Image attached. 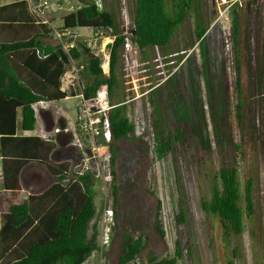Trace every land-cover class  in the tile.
<instances>
[{
	"label": "trees",
	"instance_id": "1",
	"mask_svg": "<svg viewBox=\"0 0 264 264\" xmlns=\"http://www.w3.org/2000/svg\"><path fill=\"white\" fill-rule=\"evenodd\" d=\"M9 1L5 2L7 5L0 6V28L5 30V35L0 33V153L3 161V189L6 192L21 190L22 172L31 164L42 166L54 182L44 192L30 195L25 202L12 206L7 212L0 211V264H86L96 254L99 246V227L95 226L98 217L97 202L90 195L88 186L81 188L77 184L66 182L70 168L68 161L54 163L52 159L54 150L61 144L65 145V141H69V135L62 132L57 138L45 140L41 137L20 136L18 130H34L37 122L34 105L37 103L55 104L73 95L63 89V80L70 70L71 59L87 63L94 87L110 83V87L120 98L119 101H114L116 107L109 114L113 135L111 169L114 178V200L111 207L114 210L118 208L119 191L122 189L118 182L119 171L120 164H123L120 151L126 148L134 153L139 149L136 141L131 138L136 126L128 114V106L120 105L125 97L124 50L119 44L114 47L110 78L101 71L96 75L101 61L91 49L74 48L69 52L65 51L54 39L53 29L33 13L27 0ZM76 1L80 6L75 13L80 17L73 18L76 14L71 13L70 20L86 21L79 26L107 30V16L116 20L118 3L115 1L105 4L103 11L99 10L95 0ZM138 3L141 7H146L152 23L166 19L161 15L164 13L160 9L164 4L162 0H138ZM185 3L191 10L199 12L201 9L198 0H185ZM140 13V20H147L143 15L144 9L140 8ZM156 16L158 17L154 18ZM70 20L67 19L66 27L77 28L78 25ZM115 20L114 29L119 32ZM148 24L149 22L144 21L142 25L145 27ZM168 26L169 24L165 27ZM159 29L160 26L155 27L156 36L163 43L171 30L158 31ZM197 35L198 38L203 35L201 26H198ZM154 122V153L157 159L162 160L173 152L174 138L183 146L188 143L187 132L182 131V128H178L173 136L161 119H155ZM129 163H132V159ZM215 179L213 197L210 201H203L202 208L220 218L225 226L233 224L235 227V212L242 200L238 173L232 166H219ZM82 180L86 183L88 178ZM251 185L252 182L246 183L245 198L253 212ZM150 194L157 201L155 229L164 242L166 232L161 219L162 201L155 193ZM178 221L184 223V209H181ZM143 233L145 234L141 232L128 236L123 250L119 252L118 264L134 263L148 248L151 235L147 233L145 240ZM177 245L175 258L157 261L158 257L154 256L150 264H178L183 259V249L180 241ZM109 254L111 253H106L107 257Z\"/></svg>",
	"mask_w": 264,
	"mask_h": 264
},
{
	"label": "rangeland",
	"instance_id": "2",
	"mask_svg": "<svg viewBox=\"0 0 264 264\" xmlns=\"http://www.w3.org/2000/svg\"><path fill=\"white\" fill-rule=\"evenodd\" d=\"M112 1L118 3L117 12L119 15L120 8H128V13L130 15L129 23L138 22L137 8L140 7L145 9V7H141L138 0H101V3L105 8V4H111ZM171 1H173L171 11H176L177 7H180V9L182 8L180 0H177V4L174 0H166L165 4H169ZM50 3L51 10L47 15L53 25L58 28L66 27L67 19L64 18V16L71 13L76 14L75 12H77L78 6H80L76 0H50ZM198 3L201 7L199 12L204 13V15L210 14L211 9L214 8L212 0H198ZM211 5L213 7H211ZM192 11H194V9H192ZM185 13L187 14L186 18L188 20L189 12L184 11V14ZM144 15L147 18V22L151 21L147 10ZM240 16L241 15H239V17ZM79 17L80 15H73V18ZM227 20L223 21V24H226L225 27H217V33L220 36L222 34L220 31L221 28L226 30V28H231V25L234 23L232 14L229 15ZM70 22H74L78 25L75 30H72L74 34L84 36L87 34L88 29L85 28L86 26H79L81 23H86V21L83 19H76L75 21L70 20ZM239 22L238 20L236 23L238 24ZM108 23L110 24L109 20ZM149 25L150 24H148V29L152 31V24L150 28ZM170 30H174L171 43H162L156 39V43L158 44L156 45L154 42L149 43L147 36L143 37V41L140 44V51H154L153 57L155 59L153 62H150V58L139 61L141 59V54L138 52L139 50H136V46H131L130 43L128 45L124 43V78L128 79V83L132 86V88H129L134 90V93L129 98L144 94L151 88V85L149 86L150 88H147L146 84L140 81L141 76L146 73L143 72L142 74L140 69L149 66L152 67L153 75L158 78V81L152 83L153 86L168 82L170 74L179 70L182 66L184 59V55H181L182 52L186 48H188V52L193 50L196 41L193 42L194 40L192 38L194 33L192 24L190 25L188 21L184 20L180 26L171 27ZM151 33L153 35L155 31ZM136 36L137 34L133 35V37ZM83 38V36L80 37V41H83ZM114 40L115 39L103 38V36L101 39L99 38V40H97V50L95 52L100 58L101 63L100 70L96 69V74L100 71H104V73L108 75V62L111 63L110 54L112 52L110 48L111 44L109 45V43ZM184 40H187L185 48L183 43ZM146 48L148 49L146 50ZM180 51L181 53L177 55ZM135 55L140 56L136 59ZM192 66L194 79L191 77V80H193L191 82L195 83L196 87L199 89V72H197L196 61L190 63L188 67L191 69ZM137 67L140 69L137 70ZM188 73V68H184L173 81H169L167 85L165 84L166 87L162 85L159 88V92L153 94L155 99H162L163 103L158 101L152 106L149 100L151 99V94L147 97L144 94L142 99L129 105L128 114L136 126L131 138L136 141L137 148L139 147V149L135 148L137 150H135L134 153L126 148L120 151V154L123 155V164H120L118 182L119 185L122 186V189L119 191L118 208L114 210L115 224L111 242L108 249L104 250V254L101 255V253L96 252L90 259V263L88 262L86 264L94 263L95 257V264H118L119 251L123 250L128 236L133 233L138 235L141 232H145V234L143 233L145 235V240L148 237V235H146L147 233L151 235V239L148 248L131 264H149L147 260L152 259L154 256L158 257V260H162L164 257L173 259L175 258L174 256H176L178 241H180L183 249V259L179 260L178 264L232 263V250L234 247L233 227L228 229L229 233H227V238L224 240L225 244L222 245L220 240V219L213 214L205 212L202 208V202L210 201L213 197V188L216 183L215 174L220 164L223 166L226 165V163H237L242 183H245V175H251L255 180L260 181L261 184L262 181H264V177L262 176L264 157L259 154V150L256 147V145L260 143V140H255L253 139L254 137L248 135L245 139V146H242V148L240 146L239 149H237L236 146V143L239 141L238 136L235 138L233 136L227 138L221 145L218 143L217 137L218 131L220 130V123L217 122V106L214 97H212V100L208 99L206 107L208 95L207 93H202L203 99L206 100H203V103H205L203 107L201 106L199 108V116L187 112L188 118L186 119L184 114L181 113L182 118L180 117L181 119L179 122L181 124L179 125L188 130V143L183 146L181 142H177L173 137L175 148L173 152L162 160L156 158V154L154 153L156 147V127L154 121L159 118L172 135L176 132L177 123L172 121L166 103H168L167 101L169 100V91H174V81H181L180 84L184 85L186 81H188ZM214 84L215 82L212 81L211 92H214ZM103 86H105V84H101L100 87ZM180 94L182 98L181 106L185 108L191 102L192 97L190 98L189 93L183 91L180 92ZM197 98L199 101H202L199 93L197 94ZM76 107L77 99L73 97L63 102L48 105L49 110H53L55 117H57L55 126H58L60 124L59 119L66 115L69 118V124L74 127L78 117ZM39 118L43 122L42 117L39 116ZM65 128L66 127H63V129ZM225 131L227 132V130ZM130 159H132V163H129ZM1 171L2 162L0 160V175ZM23 181L25 183V180ZM260 191L264 202V184L260 187ZM152 192L163 202L161 219L163 228L166 232L164 242L155 229L157 201L150 194ZM109 200L111 202L114 200L112 186L109 187ZM1 207L2 201L0 200V211H2ZM181 209H185L186 212L184 223H179L178 221V215ZM98 216L99 219L97 217V225L96 222L95 225L96 227L100 226V231L102 229V215L98 214ZM100 235L101 233H99V238ZM244 236V242L246 243L247 234H244ZM189 247L191 248L190 254L188 250ZM107 251L111 253L108 257L106 255V253L108 254ZM244 255L247 264H249L250 256L248 251H246Z\"/></svg>",
	"mask_w": 264,
	"mask_h": 264
},
{
	"label": "flooded vegetation",
	"instance_id": "3",
	"mask_svg": "<svg viewBox=\"0 0 264 264\" xmlns=\"http://www.w3.org/2000/svg\"><path fill=\"white\" fill-rule=\"evenodd\" d=\"M162 3L164 4L160 9L164 11V13L161 15L166 17V19L156 23L148 21L152 24V31H155L156 26H160L158 31H164L179 24V22L175 21L177 14L175 15L174 10L171 11L173 3H169L170 5L165 4L166 0H162ZM184 6L185 8L183 11H192L190 7L186 6L185 0ZM146 10L147 9H144L143 15ZM136 12L138 14V22L129 23L130 15L128 14V18L125 19L123 17L125 15L124 9L120 8V15L117 12L116 20L114 19L118 24L119 32H116L114 29L113 18L107 16L110 21L109 24L108 20H106L107 38L115 39L109 43V45L111 44L110 48L113 51L114 47L119 44L125 51L123 41L127 39L131 46L135 45L136 50H139L138 52L141 54V59L139 61H142L145 58H150V62H153L155 59L153 57L154 51L141 52L140 44L142 43L144 36H147L149 43L154 42L156 45H158L156 42L157 40L159 41V39L156 36V32L152 35V31L148 29V25L145 26L146 28L142 25L144 24V21L147 23V20H140L142 15L140 13V7L137 8ZM192 12L195 13L198 18L197 30L198 26H201L203 35L201 38H198V35L193 38V42H196L192 51L188 52V48H186L182 52L181 55H184L182 66L179 70L172 72L169 77L170 79L168 80V82L173 81L184 68H188V81H186L184 85L180 84L181 81H174V91H169V100L167 101L168 103H166L172 121L177 123L176 130L182 128V126L179 125L181 124L179 122L182 118L181 113L184 114L186 119L188 118L187 116L189 112L192 114L194 113V115L197 116L200 115L199 108L201 106L203 107V104H205L203 103V100H206L203 99L202 93H207L208 98L206 107L208 99L212 100V97H214L218 110L217 122L220 123V130L218 131L217 137L218 143L221 145L227 138H230L231 136L235 138L238 136L239 141L236 143V146L237 149H239L240 146L241 148L242 146H245V139L248 135L254 137L253 139L255 140H260V143L256 145V147L259 150V154L264 157V16H258V14L253 12L251 7L246 6L242 15L234 20L231 28H226V30L222 28L220 29L222 33L221 36L217 33V28L213 29L205 36L204 32L207 31V27L203 26V23H201V18L204 13L196 10ZM157 17L158 16L154 18ZM238 20L240 22L237 24L236 22ZM167 24H169L168 28L165 27ZM225 25L226 24L220 26L225 27ZM134 34H137V36L133 37ZM173 34L174 30L166 34V38L168 39L163 41V43H171ZM162 37L164 38V36H161V38ZM183 43L185 48L186 42L183 41ZM147 49L148 48H146V50ZM180 53L181 51L177 53V55ZM110 55H112V52ZM139 56L140 55H135V58L137 59ZM193 61H196L197 72H199V89L196 87L195 83L191 82L193 81L191 80V77L194 79L193 66L191 69L188 66L190 63H193ZM137 68V70L140 69L139 67ZM140 71L142 74L143 72H146L145 75L141 76L140 81L145 83L147 88L151 85V88L149 87L150 89L144 93L146 97L151 94V99H149L150 104L153 106L158 101L163 103L162 99H155L153 94L159 92V88L162 85H167L168 82L153 86L152 83L158 81V78L153 75L152 67L149 66L142 68ZM110 75L111 70L109 68L108 77H110ZM212 81L215 82L214 92H211ZM124 87L125 97L120 105H127L129 107L131 103H135L143 98L144 94H138L139 96L129 98L134 93V90L129 88H132V86L128 83V79L125 78ZM108 88L110 99L114 104V101H119L120 98L117 97V93L112 87H110V83L108 84ZM182 91L189 93L190 98L192 97L191 102L185 108H182L181 106L182 98L180 92ZM198 93L200 94L202 101L198 100ZM225 130H227V132ZM182 131H185L188 134L186 128H182ZM219 166H222V164ZM223 166H232V169L238 173V178L241 183L240 195L242 200L240 204H238L235 212L237 216L234 220L235 227L233 224L230 226L227 224V226H225L224 222L221 220L219 222L221 227V244H225L224 240L227 238V233H229L228 229L233 227L234 247L232 250L231 264H247L244 255L246 251H248L250 256L249 264H264V202L260 191V187L264 184V181L260 184V181L255 180L251 175H245V183H242L237 163H226V165ZM262 176L264 177V168ZM250 182H252L250 198L253 204V212L249 208L245 198V186L246 183ZM244 234H247V244L244 242ZM188 250L191 251V248L189 247Z\"/></svg>",
	"mask_w": 264,
	"mask_h": 264
},
{
	"label": "built area",
	"instance_id": "4",
	"mask_svg": "<svg viewBox=\"0 0 264 264\" xmlns=\"http://www.w3.org/2000/svg\"><path fill=\"white\" fill-rule=\"evenodd\" d=\"M27 1L33 13L41 17L44 22L49 24L53 29L54 39L59 42L67 52L74 48H88L96 54L97 40H99V38L101 39L102 36L103 38H107L106 29L103 28H88L87 34L84 36L74 34L72 29L55 27L47 15L51 10L50 0ZM95 1L99 10L103 11L104 7L102 6L101 0ZM174 1L176 4L178 3L177 0ZM180 1L182 8L180 9V7H177L175 11L177 17L175 21L179 22L177 26H180L184 20L188 21L190 25L192 24V30L194 31L192 38H194L197 36L198 18L192 11L184 10L185 12H189L187 20V14H184L183 11L185 8L184 0ZM171 3H173V1H171ZM212 3L214 8L211 9L210 14L203 15L201 18V23H203V26L207 27V31L204 32L205 36L213 29L223 25V21H226L230 14H232L233 20L237 19L239 15H242L245 11L246 6L251 7L253 12L258 14V16H264V0H212ZM211 7L213 6L211 5ZM124 12L125 15L123 17L127 19L129 14L128 8H124ZM149 24L150 28L151 23L149 22ZM82 36L84 37L83 41H80V37ZM124 43L128 45L130 42L126 39L123 41V44ZM108 64L110 68L111 63L108 62ZM70 67V86L73 93L71 97L77 99L76 109L78 117L75 123V132L81 140H79L74 147L72 157L67 160L70 163V168L66 182L77 184L81 188L88 186L90 188V195L92 194L95 197L98 214L102 215L103 227L101 226L102 229L99 231L101 235L97 250V253H101L102 255L105 253L104 250L108 249L110 245L115 224V213L114 209L111 207V201L109 200V187L112 186L114 179L111 169V144L113 142V135L109 114L116 106L110 99L109 88L106 83H102L105 84L103 87H100V85L95 88L94 82L87 79L90 75V69L87 63L71 59ZM46 104V102H39L34 105L36 114L39 113L40 109L49 110ZM70 131L69 128L63 129V127H57L54 132L57 135L62 132L68 133ZM83 178H88L86 183L82 180Z\"/></svg>",
	"mask_w": 264,
	"mask_h": 264
},
{
	"label": "crops",
	"instance_id": "5",
	"mask_svg": "<svg viewBox=\"0 0 264 264\" xmlns=\"http://www.w3.org/2000/svg\"><path fill=\"white\" fill-rule=\"evenodd\" d=\"M5 2H10V1L9 0H3V2H2L3 4L0 3V6L7 5ZM49 14H52V13H49ZM69 15H65L64 18L70 20L71 19L70 17L72 15H70V16ZM65 28L71 29V27H69V28L68 27H62L61 29H65ZM88 28H91V27H88ZM88 28H86V29H88ZM75 29L76 28H74L72 30H75ZM0 33L2 35H5V30H3L2 27L0 28ZM7 41L12 42V40H7ZM70 69H71V67H70ZM98 74H96V75H98ZM106 76L108 77V75H106ZM70 77H71V71L66 74V76L63 80V82H64L63 83V89L72 93L71 86H70ZM108 78H110V77H108ZM87 79L90 80V76H88ZM67 99H69V98H67ZM46 105L48 107V105H50V103H47ZM36 115H37L36 116L37 122H36L34 130L33 131H22L21 129H19L18 134L20 136H27V137H41V138L46 140L48 138L54 139V138L58 137V134L56 135L54 132L57 127L69 128V130H71V131L66 133L67 135H69V136H67V137H69V141H65V145H63V144L59 145L58 148L56 150H54V152L52 154V159H53L54 163H56V162H67V160L69 158H71L73 155V148L77 145L79 140H81V138L75 132L76 131L75 130L76 124H74V127H72L69 124V118L66 115H65L66 117L62 115L63 117L59 119L60 124L58 126H55L56 125L55 123L57 121V117H55L53 110L40 109L39 113ZM39 116L42 117L43 122L40 120ZM0 160L2 162V171H1V175H0V196L2 197V198L0 197V200L2 201V207H1L2 212H7L12 206L25 202L29 198L30 195L44 192L54 182V179L45 171V169L42 166L37 165V164H31V165L26 166L22 172V175H21L22 189L18 190V191H9V192L7 191L6 192L3 189L4 188V186H3L4 181H3V161H2V158H0ZM23 180H25V183ZM1 193H2V195H1ZM162 205H163V202H162ZM96 225H97V222H96ZM107 252L109 253L110 251H107ZM165 258H169V257H164V258H162V260ZM95 260H96V257L94 258V263H91V264H95ZM150 260H147V261H149V264H150ZM157 261H161V260H157Z\"/></svg>",
	"mask_w": 264,
	"mask_h": 264
}]
</instances>
